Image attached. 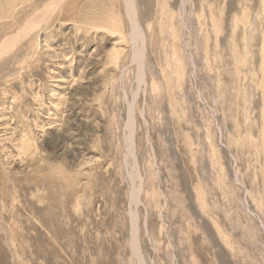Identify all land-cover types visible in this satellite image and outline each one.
I'll return each mask as SVG.
<instances>
[{
  "label": "rangeland",
  "instance_id": "rangeland-1",
  "mask_svg": "<svg viewBox=\"0 0 264 264\" xmlns=\"http://www.w3.org/2000/svg\"><path fill=\"white\" fill-rule=\"evenodd\" d=\"M132 1L0 0V264H264V0Z\"/></svg>",
  "mask_w": 264,
  "mask_h": 264
},
{
  "label": "bare ground",
  "instance_id": "bare-ground-1",
  "mask_svg": "<svg viewBox=\"0 0 264 264\" xmlns=\"http://www.w3.org/2000/svg\"><path fill=\"white\" fill-rule=\"evenodd\" d=\"M10 4V3H9ZM127 4L130 6V9H131V14H130V20L132 21V34H135V35H138V36H135V35H133L132 36V39H137V37H139L140 36V34H141V30H140V27H139V24L137 23V21H136V17H135V13H134V10H133V8H132V6H133V4H134V2L132 1V0H127ZM101 15V14H100ZM94 17V16H93ZM31 21H33V20H31ZM93 21H96V20H94L93 19ZM14 38H17V37H14ZM5 51V50H4ZM139 52H141V51H139Z\"/></svg>",
  "mask_w": 264,
  "mask_h": 264
}]
</instances>
